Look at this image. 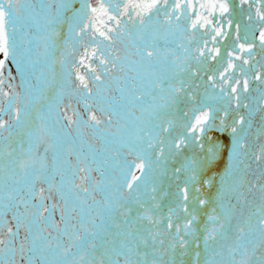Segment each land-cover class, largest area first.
I'll return each instance as SVG.
<instances>
[{"label":"snow or ice","instance_id":"obj_1","mask_svg":"<svg viewBox=\"0 0 264 264\" xmlns=\"http://www.w3.org/2000/svg\"><path fill=\"white\" fill-rule=\"evenodd\" d=\"M0 264H264V0H0Z\"/></svg>","mask_w":264,"mask_h":264}]
</instances>
